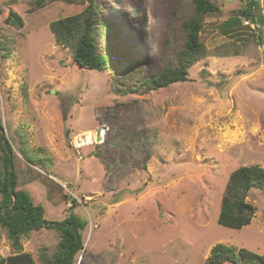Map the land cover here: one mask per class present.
<instances>
[{"label":"rangeland","instance_id":"rangeland-1","mask_svg":"<svg viewBox=\"0 0 264 264\" xmlns=\"http://www.w3.org/2000/svg\"><path fill=\"white\" fill-rule=\"evenodd\" d=\"M29 1H1L0 22ZM96 1L118 57L113 74L79 67L48 25L0 30L11 47L7 58L0 50L4 132L47 167L15 149L18 190L51 224L75 217L83 241L76 264H207L218 244L264 256V185L246 199L256 209L250 225L218 222L231 174L245 166L264 170V0L254 12L261 23L241 14L251 0H215L219 11L201 32L207 56L189 69L187 82L150 92L138 87L181 45L169 42L178 0ZM179 10L183 19L191 16L192 0ZM102 127L105 143L74 149L77 136ZM59 240L58 231L41 228L21 242L42 264L43 250L52 256ZM14 253L0 227V256Z\"/></svg>","mask_w":264,"mask_h":264},{"label":"trees","instance_id":"trees-1","mask_svg":"<svg viewBox=\"0 0 264 264\" xmlns=\"http://www.w3.org/2000/svg\"><path fill=\"white\" fill-rule=\"evenodd\" d=\"M85 1L86 3L80 7L56 3L52 0H30L27 4L10 10L0 22V30L7 25H13L24 31H32L48 25L57 44L69 49L73 62L79 67L113 74L115 72L113 65L118 57L110 52L109 24L97 18L99 11L96 9V0ZM214 1L192 0L193 14L183 19L179 10L182 0H178V6L173 12V36L169 42L176 44L181 41V45L168 57V63L162 72L145 79L138 89L146 92L156 91L189 80V69L207 56V48L201 40V32L206 17L219 11ZM259 10H261L260 3L251 0L249 4L247 3V7L241 10V14L247 20L261 23L264 19L262 15L254 14ZM23 15L27 18L26 25ZM141 20L145 26L148 21L146 11H142ZM233 25L235 24L232 20L229 26ZM2 49L5 51L3 57L7 58L9 56L7 51L11 47L7 42L1 41L0 37V50ZM127 64L132 65L134 69L143 67L138 61H129ZM2 127L0 120V195L2 197L0 227L5 231L15 253L6 258L0 256V264H36L32 256L24 252L21 240L32 231H39L41 228L54 229L58 231L60 237L57 250L52 256L43 250L42 264H76V256L83 249V241L78 233L75 217L70 216L62 222L51 224L44 219L43 207L35 205L28 192L18 190L16 160L19 158L15 149L29 164L39 163L43 170H47L46 163L35 159L22 141L18 142L14 137L7 138ZM121 159H124L123 155ZM261 185H264V170L261 167L245 166L235 170L228 180L223 195L219 224L231 229H242L250 225L256 209L247 203L246 199L251 189ZM73 202L75 204L76 200ZM207 264H264V256L218 244L212 249Z\"/></svg>","mask_w":264,"mask_h":264},{"label":"built area","instance_id":"built-area-1","mask_svg":"<svg viewBox=\"0 0 264 264\" xmlns=\"http://www.w3.org/2000/svg\"><path fill=\"white\" fill-rule=\"evenodd\" d=\"M106 135L107 129L104 127L85 132L74 139L73 147L76 151H81L82 149L105 143Z\"/></svg>","mask_w":264,"mask_h":264},{"label":"water","instance_id":"water-1","mask_svg":"<svg viewBox=\"0 0 264 264\" xmlns=\"http://www.w3.org/2000/svg\"><path fill=\"white\" fill-rule=\"evenodd\" d=\"M2 129H3V127H2ZM3 130H4V129H3ZM11 167H12V166H11ZM11 167H10V168H11ZM11 177H12V174L10 173V179H11ZM46 225H49V224H48V223H46Z\"/></svg>","mask_w":264,"mask_h":264}]
</instances>
